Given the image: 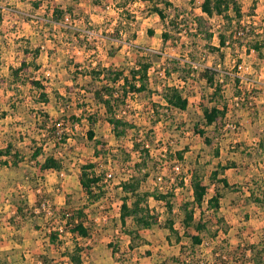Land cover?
<instances>
[{"label":"rangeland","instance_id":"obj_1","mask_svg":"<svg viewBox=\"0 0 264 264\" xmlns=\"http://www.w3.org/2000/svg\"><path fill=\"white\" fill-rule=\"evenodd\" d=\"M236 1L241 17L231 12V21L205 14L203 0H0V152L12 148L9 157L0 154V162L10 163H0V264H44L43 258L50 264H74V235L60 236L56 245L50 240V232L63 226L58 212L68 206L86 208L92 230L90 239H77L88 248L82 264H226L233 248L247 249L261 241L264 202H254L250 190L258 196L256 185L264 180V0ZM156 5L165 19L152 10ZM256 42L259 52L253 49ZM139 60L152 63L149 91L136 94L117 111L135 127L119 139L91 93L97 83L90 68L113 66L129 75ZM23 61L29 71L16 80L11 68ZM206 70L217 72L221 98H213ZM24 77L45 84L47 103H39L38 93L22 83ZM172 86L188 98L187 110L173 109L163 99L165 88ZM216 102L228 107L219 131L205 126L201 106ZM42 112L61 119L65 144L49 141L52 124L44 127ZM71 116L80 122L72 124ZM91 116L98 119L94 140L88 137ZM198 126L212 145L195 132ZM135 142L151 156L140 192L175 189V198L173 212L149 199L161 226L142 230L139 244L131 249L127 232L137 227L132 222L122 227L120 206L121 183L136 163L144 164L133 152ZM38 148H43L39 160L60 157L64 169L42 174L32 161ZM16 155L24 161L12 166ZM89 163L95 164L105 192L91 206L78 180ZM220 166H230L224 175L230 187L221 189L218 213L207 203L196 209V221L202 219L207 227L202 244L193 246L178 218L180 206L194 198L189 172L210 183L209 175ZM180 177L185 178L183 187ZM18 203L27 218L18 215ZM168 220L181 231L180 244L163 227ZM248 260L245 264H252Z\"/></svg>","mask_w":264,"mask_h":264},{"label":"trees","instance_id":"obj_2","mask_svg":"<svg viewBox=\"0 0 264 264\" xmlns=\"http://www.w3.org/2000/svg\"><path fill=\"white\" fill-rule=\"evenodd\" d=\"M145 3L150 2V0H142ZM152 10L157 13L162 19H165V14L158 5L153 6ZM202 10L205 14L213 16L215 14L222 16L227 20H232L230 18V13L233 12L236 17H241V10L237 4L236 0H203ZM55 13H59L56 8ZM62 13V12H60ZM62 18L64 16H61ZM57 21H60L56 17ZM153 35V31H150ZM167 34L163 35L164 43L167 41ZM220 44L222 46L226 45V38H220ZM249 49H252L251 47ZM253 49L257 52L261 50L259 43L253 46ZM39 49L36 50L35 55H39ZM251 51V50H250ZM80 67V66H79ZM152 67L151 62L147 61H137L135 65L129 68V75H126L124 70L114 69L113 66H107L102 68L100 65L94 66L91 69L90 77L97 83L94 85L92 94L94 100L100 104L106 113L107 122L112 126L114 135L116 138H122L127 135L129 130L134 129L133 124H130L124 117L120 116L117 111H119L122 105H126L129 99H132L136 94H141L143 92L149 91V71ZM37 68V66H35ZM12 76L16 80L21 79L20 73L25 71L28 73L29 67L26 61L22 62V66L19 68H11ZM86 71V70H85ZM169 73V72H167ZM210 74V75H209ZM27 75V74H26ZM217 72L214 70H206L204 77L208 81L210 87L212 88L213 98H221L222 84L216 80ZM22 83L29 85L30 89L37 92L39 95V103H47L49 101V94L46 90L45 84L39 79H33L29 77H24ZM166 103L173 109L180 111L187 110L189 106V100L186 98L181 90L177 87H167L162 95ZM212 107H203L204 122L206 127H213L215 131H219L224 127V120L227 116V105L222 107L218 105ZM45 128H47L48 123L51 122L52 126L48 129L49 141L50 139L56 138V146H61L67 141L66 134L60 133L61 119H54L49 113L42 112ZM90 130L88 131V137L90 140L95 138V127L97 125L98 119L96 116H91L88 118ZM69 121L75 125V121L80 122L79 119L71 116ZM61 125V126H60ZM44 128V129H45ZM195 132L202 136L207 145H212V139L206 136L204 129H200L199 126L195 128ZM144 145V144H143ZM11 146L7 149L2 150L0 154L2 157H9L11 154ZM133 152H136L144 160V164L136 163L133 167V174L121 183V190L124 193L122 198V204L120 206V222L122 227L126 229L128 225L132 222L136 225L137 230L127 232L131 237L130 248L133 249L137 247L139 243L136 239L142 230L151 229L155 226H161L160 215L153 211L149 205V199H154L158 202H163L168 211L173 212L174 207L172 205V199L175 198V189L172 190H161L160 188L152 192L141 193V184L146 180L147 176L143 174L144 167H147V160L150 159L149 149L143 147L137 142H135ZM43 155V148H38L37 151L32 155V161L36 162L38 170L43 174L49 170L62 171L64 169L65 161L54 155L45 156L43 161L39 160L40 156ZM180 158L183 159L182 154H179ZM15 159L11 162L12 166H19L23 161L24 157L21 155L14 156ZM4 165L10 164L9 161L0 162ZM228 167H221L220 170H215L209 175L210 183H207L203 177L199 176L193 170H190L192 176V187L194 198L193 201H189L180 206V214L178 218L183 227V234L189 238L193 246H199L202 244L203 236L202 233L206 230L207 222L202 219L196 221V209L203 208L204 204L207 203V207L214 210L215 213L219 212L220 202L223 197L221 189H228L230 187L229 180L225 175V171ZM95 169V164L89 163L82 166V171L78 176L80 186L86 196L87 205H94L99 202L104 196L105 192L101 186L102 179L98 175ZM142 175L140 177L139 175ZM180 185L183 187L185 178L180 177ZM261 184H257L256 187L260 193L257 196V191L250 190V198L254 199V202L260 203L264 202V191L262 193V188H264V180ZM221 185V186H220ZM214 188V195H210L211 188ZM261 188V189H260ZM28 207V206H27ZM26 208L18 203L17 213L23 218H27L28 215L25 213ZM60 220L63 223V228L60 227L58 231L50 232L51 243L56 245L58 239L62 235H67L72 233L73 243L75 244L74 253H71L70 259L74 264L83 263V253L87 252L88 248H83L77 239H90L92 236V230L89 226L88 214L86 208H69L66 207L60 212H58ZM170 232V237H175L177 244L181 243V231L175 226V222L168 220L163 226ZM126 231V230H125ZM228 230H226L227 233ZM115 254V252H114ZM249 257L248 262L252 264H264V237L258 244H253L247 249H243L241 246L233 248V252L230 253V260L225 262L226 264H245L246 258ZM44 264H50L48 258H43Z\"/></svg>","mask_w":264,"mask_h":264},{"label":"built area","instance_id":"obj_3","mask_svg":"<svg viewBox=\"0 0 264 264\" xmlns=\"http://www.w3.org/2000/svg\"><path fill=\"white\" fill-rule=\"evenodd\" d=\"M139 1H140V0H139ZM112 32H113V30H112ZM238 68H239L240 70H242V69H243V66H242V65H239ZM238 76L241 77L240 74H238Z\"/></svg>","mask_w":264,"mask_h":264},{"label":"crops","instance_id":"obj_4","mask_svg":"<svg viewBox=\"0 0 264 264\" xmlns=\"http://www.w3.org/2000/svg\"><path fill=\"white\" fill-rule=\"evenodd\" d=\"M262 100H264V98H261Z\"/></svg>","mask_w":264,"mask_h":264}]
</instances>
